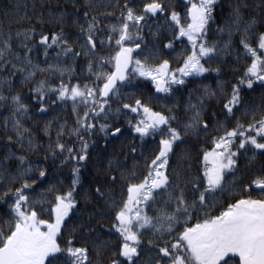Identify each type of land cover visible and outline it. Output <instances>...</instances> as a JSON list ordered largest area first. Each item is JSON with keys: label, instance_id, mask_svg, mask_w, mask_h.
<instances>
[{"label": "snow or ice", "instance_id": "6c2138e0", "mask_svg": "<svg viewBox=\"0 0 264 264\" xmlns=\"http://www.w3.org/2000/svg\"><path fill=\"white\" fill-rule=\"evenodd\" d=\"M116 6L0 4V264H264V0Z\"/></svg>", "mask_w": 264, "mask_h": 264}, {"label": "trees", "instance_id": "16d2710c", "mask_svg": "<svg viewBox=\"0 0 264 264\" xmlns=\"http://www.w3.org/2000/svg\"><path fill=\"white\" fill-rule=\"evenodd\" d=\"M17 2H19L21 5H23L24 3H27L29 6V9H31L32 0H0V4H2V3L12 4V3H17ZM57 2L59 4H63L64 0H53L54 4ZM86 2H87V0H80V3L82 5L85 4ZM165 2L168 3L169 0H165ZM123 3H124V0H93V7L91 8L90 13H89V19L91 18L92 15H96L101 20L102 25H108V24L115 23L116 17H118L120 15V11H121L120 7H117L116 5L119 4L122 6ZM258 3H259V0H248L249 7L244 9V17H243L244 20H250L253 17L254 13L252 11V8ZM2 10H3L2 7H0V12H2ZM54 10L59 11L60 8L57 7ZM177 10H181V9L178 7ZM37 11H40V9H37ZM82 11H83V9H82ZM109 12L112 13L113 15L111 16V18L105 19L104 16ZM256 18H257V20H259L258 15H256ZM45 19H47V15H45ZM80 23H82V24L85 23L82 12H81V16H80ZM161 23H162V21H161ZM24 26H27V25L25 24ZM85 26H86V24H85ZM37 27L39 30V26H37ZM51 27H52V25H49V28H51ZM212 27H213V29H215L216 25H213ZM45 30H47V29H45ZM78 30L79 29H78L77 25L69 24L66 26V31H70L73 34L78 32ZM257 30L258 31H264V26L257 25ZM150 38L151 37H149V39ZM234 39L238 42L239 41V35L237 34L234 37ZM13 43H14V47H15V45H16V43H18V41H14ZM52 55H54V50L52 53H50V56H52ZM33 56L37 60H43L42 49H39L37 52H34ZM85 63L86 62L84 59H82V58L79 59L77 65H76L77 71H80L85 66ZM41 78H43V76L41 74H37V79H41ZM65 79H67V77H65ZM14 80L16 82V87L20 91H22L23 93H27L28 90L33 86L31 83L25 84V85H20L18 76L16 78H14ZM56 82H58V81H56ZM204 82L214 84V81H204ZM189 87H195V85L190 84ZM259 99H260V89L259 88H257L255 92L248 93L245 95V100L249 101V102H259ZM116 107H117V105L115 103H113V108L115 109ZM155 107L157 108V110H159L160 105H155ZM216 110L218 111V108ZM66 112H67V114H66ZM66 112L58 109L56 112L50 113L49 116L47 117V119H52L53 117H58L61 121L67 119L69 125H72L73 124V118H72L71 112H70V105H69V108L66 110ZM7 114L8 113L6 110H0V143H3L4 140H6L7 135L13 134L11 132H5V130L3 128L2 117H3V115H7ZM219 118L223 119V116L221 115ZM44 122L45 121L43 119L40 120V122H39L40 127L39 128L36 127V122L31 121V120H26L25 125L31 129H33L35 135L39 139H41L45 143H47V140L44 136V133L40 130L43 128ZM109 123H112V121H109ZM229 126H231V125H229ZM52 137H53V139H55V131L52 132ZM131 139H132V137L129 136L128 141H131ZM100 143L102 144L103 141L101 140ZM181 147H183V146H181ZM17 151H22V150L17 149ZM178 151H179V149H178ZM3 155H4L3 152L0 151V160H3ZM41 155H42V153H41ZM31 158L33 160L37 159V157H35V156H32ZM121 158H123L122 154H121ZM16 163H17V161L15 159H12V160L7 162V166H9L12 170H15ZM133 163H134V161L132 159L127 160V166L129 168L132 167ZM140 163L142 164L143 161L141 160ZM90 178H91V172H90V166H89V169L83 170L82 179L85 183H87V181ZM228 180H231V176L228 177ZM16 186H19V184H17ZM39 191L40 190L37 189V192H39ZM227 202H230V201L226 197L221 200L222 204H226ZM3 207H7V206L4 205ZM219 208H220V205H217V208L215 210L217 213L219 211ZM195 222H196L195 220H192V223H195ZM106 238H107L106 236L101 237V239H106ZM151 238L152 237H151L150 233H146L144 236V245H143V249H142L144 259H148V257L150 256V253L147 251V249H148L147 241ZM77 243L78 244L87 243L90 250L92 248V242L91 241L78 240ZM92 254H93V258H95V252H93ZM105 264H106V261H105Z\"/></svg>", "mask_w": 264, "mask_h": 264}]
</instances>
